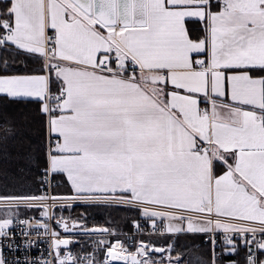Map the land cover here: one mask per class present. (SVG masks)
<instances>
[{"label": "snow or ice", "instance_id": "snow-or-ice-1", "mask_svg": "<svg viewBox=\"0 0 264 264\" xmlns=\"http://www.w3.org/2000/svg\"><path fill=\"white\" fill-rule=\"evenodd\" d=\"M32 126L0 264H264V0H0L5 161ZM76 206L134 211L130 243Z\"/></svg>", "mask_w": 264, "mask_h": 264}, {"label": "trees", "instance_id": "trees-1", "mask_svg": "<svg viewBox=\"0 0 264 264\" xmlns=\"http://www.w3.org/2000/svg\"><path fill=\"white\" fill-rule=\"evenodd\" d=\"M5 135V131L3 127H0V137H3ZM37 141V133L34 130V126L32 127H23L18 129L7 141V151L9 152L10 156L13 157V159L5 161L3 152L5 148V142L0 139V170H2L5 166H8L10 170H15L17 165H22V160H16L14 157L17 156V154H23L25 150L29 147V142L35 143ZM29 190V189H25ZM76 209H85L84 207L76 206ZM120 210V212H119ZM97 211V210H96ZM93 211V209H90L89 212H87L89 216V222L88 226H100V227H109V228H123L125 224H130L129 229H127L126 232L132 231V222L125 221L127 212L126 210H122L116 207L108 208L106 207L101 212ZM38 214V213H35ZM133 216H137L136 213L133 214ZM137 218V217H136ZM128 219V218H127ZM130 222V223H129Z\"/></svg>", "mask_w": 264, "mask_h": 264}, {"label": "built area", "instance_id": "built-area-1", "mask_svg": "<svg viewBox=\"0 0 264 264\" xmlns=\"http://www.w3.org/2000/svg\"><path fill=\"white\" fill-rule=\"evenodd\" d=\"M38 216V214H35ZM69 223L71 224V221H69ZM143 226V224H142ZM61 232H63V229H60ZM135 233V227L134 225H132V231H130L129 233H124V234H117L119 235V238L124 241L125 244H129L130 241L128 240V236L134 235ZM75 239L72 241V248L71 250L74 253H79L81 251V245H83L85 247L86 250H90L93 242L99 240L101 237L97 234V235H91V236H86V235H78V234H72ZM108 239H113L112 236H109ZM43 249H47V244H41L39 247H33L31 250V254L34 257H38L40 255L41 250Z\"/></svg>", "mask_w": 264, "mask_h": 264}, {"label": "rangeland", "instance_id": "rangeland-1", "mask_svg": "<svg viewBox=\"0 0 264 264\" xmlns=\"http://www.w3.org/2000/svg\"><path fill=\"white\" fill-rule=\"evenodd\" d=\"M79 207H84V206H79ZM115 207V206H114ZM85 208V207H84ZM106 207H103V206H100V207H96V206H93V207H87L85 209H76L75 207L72 209V211L69 213L68 211H65V215H71L72 217H78L81 215L82 212H89L90 209H93V211H96V212H101L105 209ZM116 208H119V209H122V210H126L127 212V215H126V219L125 221H130L132 222L133 219H137L135 216H133V214L135 213L134 211H131V210H128L126 208H123V207H116ZM120 212V210H119ZM121 213V212H120ZM128 218V219H127ZM87 221L89 222V216H88V219ZM129 222V223H130ZM90 223V222H89ZM129 226H131L130 224H125V226L123 228H121L119 230V228H116V227H113V228H110V229H115L116 230V234H124V233H129V232H126L127 229H129ZM109 228V227H108ZM154 239H156L157 241H160V237H154ZM186 242H190V241H187V239L185 237H180V241L179 243L180 244H184Z\"/></svg>", "mask_w": 264, "mask_h": 264}, {"label": "water", "instance_id": "water-1", "mask_svg": "<svg viewBox=\"0 0 264 264\" xmlns=\"http://www.w3.org/2000/svg\"><path fill=\"white\" fill-rule=\"evenodd\" d=\"M89 228H92V227H89ZM72 234L83 235V234H80L79 232H75V233H72Z\"/></svg>", "mask_w": 264, "mask_h": 264}]
</instances>
